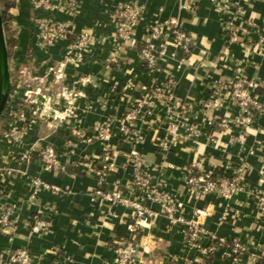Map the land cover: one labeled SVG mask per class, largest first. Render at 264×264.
I'll return each mask as SVG.
<instances>
[{
	"label": "crops",
	"instance_id": "0c3cea01",
	"mask_svg": "<svg viewBox=\"0 0 264 264\" xmlns=\"http://www.w3.org/2000/svg\"><path fill=\"white\" fill-rule=\"evenodd\" d=\"M76 2V11L55 16L76 34L89 32L93 41L85 62L66 65L58 80L47 69L64 60L67 42L47 49L38 45L31 0H15L10 10L16 38L10 54L13 83L22 89L40 87L50 95L65 84L76 97L67 123L58 128L49 119L37 118L21 128L19 142L3 136L9 119L0 118V214L8 211L10 220L0 226V251L27 249L33 264H113L115 242L131 237L132 209L95 197L94 191L103 188L140 199L158 213L140 229L138 264H264V211L259 202L264 197V0ZM125 2L141 9L131 29L137 41L150 39L148 27L154 20H168L190 36V52L184 54L167 35L169 48L159 69L146 68L111 18ZM23 70L47 77L26 84ZM239 77L255 85L262 105L244 126L235 123L243 110L227 86ZM169 80L173 97L186 105L171 141L167 99H157L150 114L133 121L125 117L136 98ZM216 90V104L204 106ZM99 124H109L114 135L103 182L99 175L106 144L96 136ZM189 125L193 133L187 131ZM123 126L138 136L122 135ZM48 144L58 151L64 171L42 163L40 152ZM135 151L154 183L174 197L176 214L197 229L169 223L161 206L133 187V167L127 160ZM199 159L209 171L229 168L236 174L239 188L229 199L187 183L188 169ZM36 220L44 229L33 231ZM231 242L242 247L238 254Z\"/></svg>",
	"mask_w": 264,
	"mask_h": 264
},
{
	"label": "built area",
	"instance_id": "2783aa9c",
	"mask_svg": "<svg viewBox=\"0 0 264 264\" xmlns=\"http://www.w3.org/2000/svg\"><path fill=\"white\" fill-rule=\"evenodd\" d=\"M77 7L78 3L76 0H31L32 20L38 28V45L47 49L61 41L67 42L64 60L56 69L53 67L47 69L49 73L56 72V80L63 76L66 65L78 66L85 62L93 41L89 32L83 31L76 34L64 21L59 20L55 16L56 13L74 12L77 10ZM221 9L225 13L228 9L227 4L224 3ZM140 15V7L132 2H125L116 7L111 15L121 39L128 40L134 48L139 41L131 34V29L138 24ZM148 34L150 39L142 42L143 46L138 54L143 65L151 71L159 69L160 61L168 52L167 35L173 37L174 43L184 54H188L191 50L192 40L190 36L181 27L173 24L171 21L154 20L148 27ZM71 36H73V39ZM154 41H159V43L155 45ZM46 77L45 74L34 75V79L43 78V81ZM13 84H16V87L10 94V97L15 98L22 93V100L28 104V108L18 111L15 104H11L9 107V125L3 136L10 141L19 142L22 135L21 128L35 122L37 118L42 120L49 119L54 123L55 127L59 128L67 123L73 114L76 93L65 84L61 85L54 95L43 92L40 87L22 89L16 82ZM227 86L243 110V115L238 116L235 119V123L239 126L251 124L253 121L251 111L259 112L262 108L259 97L254 92L255 85L239 77ZM172 88L173 82L169 80L161 86L154 87L150 91L147 90L146 93L132 102V105L126 112V119L133 121L141 115L150 114L157 99H167L171 102L168 122V131L171 136L169 141H171L179 129L178 120L186 110V105L173 97ZM219 94L220 92L216 90L213 98L207 101L204 106H209L211 103L215 105ZM95 131L98 140L106 144L104 148V164L99 175L100 181L103 182L105 180V169L111 166L108 142L114 135L109 124H99L95 127ZM187 131L193 133L195 131L194 126L189 125ZM120 132L122 135L131 134L133 137L138 136L137 133H131L130 128L127 126L121 127ZM74 134L77 135L78 133L74 132ZM238 140L242 142L244 136L240 135ZM67 147L69 152L73 151V142L71 140L67 142ZM40 157L42 163L49 169L57 172L64 171L58 151L52 145H46L40 152ZM127 163L133 167V187L141 191L142 197L158 203L161 206L160 213L166 216L169 223L178 224L183 222L189 224L193 229H197L195 223L185 221L176 214L177 204L174 197L154 183L151 176L143 169V163L136 151L131 154ZM187 183L204 194H215L224 199H229L239 188L238 178L229 168L225 169V172L220 175L215 171L207 170L200 159L189 167ZM41 184L39 181L35 182L37 186ZM43 186L47 187L46 185ZM93 194L95 197L107 199L115 205L121 204L132 209L131 224L129 226L131 237L115 242L113 264H138L137 253L141 247V243L140 237L138 238L137 236V230L157 216V211L143 205L140 199H132L123 195L119 190L108 191L103 188H97ZM259 202L264 211V197L261 196ZM9 222V212L3 211L0 214V226L6 227ZM45 226L43 222L36 220L32 228L33 231H40ZM241 249L242 247L239 243H235V246L231 250L233 253H238ZM0 264H33V260L27 249H18L13 253L0 251Z\"/></svg>",
	"mask_w": 264,
	"mask_h": 264
},
{
	"label": "trees",
	"instance_id": "16d2710c",
	"mask_svg": "<svg viewBox=\"0 0 264 264\" xmlns=\"http://www.w3.org/2000/svg\"><path fill=\"white\" fill-rule=\"evenodd\" d=\"M0 5H1L2 17H3L4 27H5L6 38H7V45H8L9 53L11 54L14 46L16 45V38H14V30H13V27L11 24L12 16L10 13L11 8H13L15 5V0H0ZM71 38L73 39V36H71ZM142 46H143V43L138 42L135 46V49L139 52ZM15 87H16V84L15 85L13 84V86L11 88V93ZM11 104H15L18 111H22V110H25L26 108H28V104L24 100H22L19 95H17L14 99L12 97H9V102L7 104V107L4 111L1 119H10L8 111H9V107L11 106ZM254 112L255 111H251V114H255ZM218 173L220 175L223 174V172L221 170ZM140 235H141V231H140V229H138L137 230L138 238L140 237ZM217 245L218 246H224L225 244L223 242H218ZM234 246H235V243L231 242V247H234ZM211 252L212 251H210V254H209L210 256H211Z\"/></svg>",
	"mask_w": 264,
	"mask_h": 264
},
{
	"label": "water",
	"instance_id": "95a60500",
	"mask_svg": "<svg viewBox=\"0 0 264 264\" xmlns=\"http://www.w3.org/2000/svg\"><path fill=\"white\" fill-rule=\"evenodd\" d=\"M12 85L13 78L10 70V53L7 45L0 5V118L2 117L9 102Z\"/></svg>",
	"mask_w": 264,
	"mask_h": 264
},
{
	"label": "rangeland",
	"instance_id": "374dc122",
	"mask_svg": "<svg viewBox=\"0 0 264 264\" xmlns=\"http://www.w3.org/2000/svg\"><path fill=\"white\" fill-rule=\"evenodd\" d=\"M24 71V74L23 75H25V77H26V80L27 81H25L26 82V84H28L29 83V80H33V81H37L38 83H42L43 82V78H41V79H34V77H32L33 75H31L30 73H27V70H23ZM32 77V78H31ZM22 86H26V85H24V83H22ZM11 94V93H10ZM13 99H14V97H12Z\"/></svg>",
	"mask_w": 264,
	"mask_h": 264
}]
</instances>
